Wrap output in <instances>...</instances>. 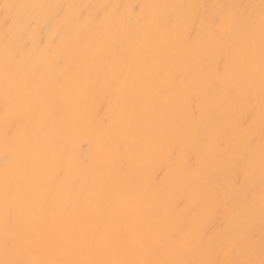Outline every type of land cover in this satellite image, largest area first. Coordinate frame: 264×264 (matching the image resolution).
I'll return each mask as SVG.
<instances>
[{
	"label": "bare ground",
	"instance_id": "6f19581e",
	"mask_svg": "<svg viewBox=\"0 0 264 264\" xmlns=\"http://www.w3.org/2000/svg\"><path fill=\"white\" fill-rule=\"evenodd\" d=\"M0 264H264V0H0Z\"/></svg>",
	"mask_w": 264,
	"mask_h": 264
}]
</instances>
